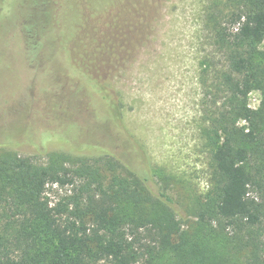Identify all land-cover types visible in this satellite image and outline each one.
Wrapping results in <instances>:
<instances>
[{"label": "trees", "instance_id": "1", "mask_svg": "<svg viewBox=\"0 0 264 264\" xmlns=\"http://www.w3.org/2000/svg\"><path fill=\"white\" fill-rule=\"evenodd\" d=\"M234 5L233 28L218 31L227 69L226 100L207 130L214 184L196 221L184 218L165 175L161 186L152 184L110 151L46 149L40 162L9 148L17 136L5 133L0 264H264V0ZM110 6L111 0H0V97L17 89L5 74L18 62L39 76L51 110L85 112L117 127L122 103L107 80L122 48L133 47L120 33L137 20L127 19L134 13L125 6L118 14ZM254 90L262 93L258 108L248 103ZM54 188L62 192L56 201L47 195Z\"/></svg>", "mask_w": 264, "mask_h": 264}, {"label": "rangeland", "instance_id": "2", "mask_svg": "<svg viewBox=\"0 0 264 264\" xmlns=\"http://www.w3.org/2000/svg\"><path fill=\"white\" fill-rule=\"evenodd\" d=\"M235 2L111 0L112 14L125 6L134 13L127 19L137 20L135 27L120 33L133 47L122 48L117 70L107 80L122 103L120 124L112 130L85 112L67 117L51 110L39 76L23 72L17 62L15 71L5 74L9 87L17 89L0 97L1 137L16 133L9 148L40 162L48 154L38 152L46 149L123 156L152 184L161 186L165 175L168 192L184 218L194 223L214 184L207 130L226 100L222 79L227 69L218 31L233 28L228 16ZM260 48L264 52V42ZM248 103L260 107L261 91H252ZM78 129L86 132L80 136ZM54 189L47 195L56 201L62 192Z\"/></svg>", "mask_w": 264, "mask_h": 264}]
</instances>
